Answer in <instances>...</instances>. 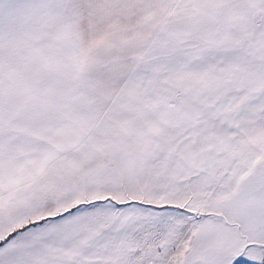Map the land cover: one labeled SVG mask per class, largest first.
Here are the masks:
<instances>
[{
	"label": "snow or ice",
	"instance_id": "snow-or-ice-1",
	"mask_svg": "<svg viewBox=\"0 0 264 264\" xmlns=\"http://www.w3.org/2000/svg\"><path fill=\"white\" fill-rule=\"evenodd\" d=\"M0 264H264V0H0Z\"/></svg>",
	"mask_w": 264,
	"mask_h": 264
}]
</instances>
